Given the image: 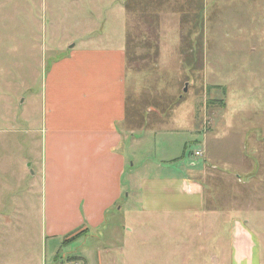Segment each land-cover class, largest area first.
Listing matches in <instances>:
<instances>
[{"label": "rangeland", "instance_id": "1", "mask_svg": "<svg viewBox=\"0 0 264 264\" xmlns=\"http://www.w3.org/2000/svg\"><path fill=\"white\" fill-rule=\"evenodd\" d=\"M84 45L125 48L138 189L64 242L44 237L35 130L48 68ZM145 178L199 183L200 210H139ZM237 225L264 264V0H0V264H237Z\"/></svg>", "mask_w": 264, "mask_h": 264}, {"label": "crops", "instance_id": "2", "mask_svg": "<svg viewBox=\"0 0 264 264\" xmlns=\"http://www.w3.org/2000/svg\"><path fill=\"white\" fill-rule=\"evenodd\" d=\"M38 123L44 237L65 240L79 229L87 235L99 231L125 208L130 198L126 184L136 181L127 164L125 143V48L78 46L53 62L42 84ZM128 132L132 135L133 130ZM145 180L150 183L146 191ZM139 185L141 211L201 208L202 188L197 182L145 178ZM131 195L137 199V190ZM235 229L233 262L239 264L246 255L245 262L253 264L247 250L251 245L254 259L257 239L246 236L240 225ZM241 239L246 244L244 255L242 249L236 250Z\"/></svg>", "mask_w": 264, "mask_h": 264}, {"label": "built area", "instance_id": "3", "mask_svg": "<svg viewBox=\"0 0 264 264\" xmlns=\"http://www.w3.org/2000/svg\"><path fill=\"white\" fill-rule=\"evenodd\" d=\"M196 155H199V152H196ZM62 264H81V262L80 261H78V260H70V261H68V262H64V263H62Z\"/></svg>", "mask_w": 264, "mask_h": 264}, {"label": "trees", "instance_id": "4", "mask_svg": "<svg viewBox=\"0 0 264 264\" xmlns=\"http://www.w3.org/2000/svg\"><path fill=\"white\" fill-rule=\"evenodd\" d=\"M65 241H70L69 237H67V238L64 240V242H65ZM73 259H75V258H73Z\"/></svg>", "mask_w": 264, "mask_h": 264}]
</instances>
